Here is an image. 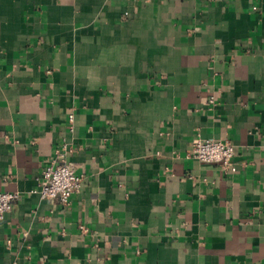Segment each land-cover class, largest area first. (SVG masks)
Returning <instances> with one entry per match:
<instances>
[{
  "label": "crops",
  "instance_id": "obj_1",
  "mask_svg": "<svg viewBox=\"0 0 264 264\" xmlns=\"http://www.w3.org/2000/svg\"><path fill=\"white\" fill-rule=\"evenodd\" d=\"M0 192V264H264V0H0Z\"/></svg>",
  "mask_w": 264,
  "mask_h": 264
},
{
  "label": "built area",
  "instance_id": "obj_2",
  "mask_svg": "<svg viewBox=\"0 0 264 264\" xmlns=\"http://www.w3.org/2000/svg\"><path fill=\"white\" fill-rule=\"evenodd\" d=\"M209 103L215 104L216 98L211 96ZM72 120L73 118L70 117L71 122ZM190 155L203 164H218L223 173L237 172V166L234 163L236 150L231 142L198 139ZM82 185L83 178L76 174L74 165L63 154L43 168L36 193L43 200L55 199L59 200L63 206H68L71 204L73 195L81 190ZM19 197L18 193L0 192V222L4 221L6 214L11 211ZM80 229L87 232L84 226Z\"/></svg>",
  "mask_w": 264,
  "mask_h": 264
}]
</instances>
